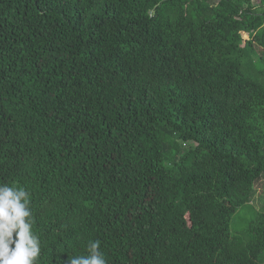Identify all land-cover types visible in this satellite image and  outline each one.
Wrapping results in <instances>:
<instances>
[{
	"label": "trees",
	"instance_id": "1",
	"mask_svg": "<svg viewBox=\"0 0 264 264\" xmlns=\"http://www.w3.org/2000/svg\"><path fill=\"white\" fill-rule=\"evenodd\" d=\"M263 177L264 0H0V184L30 193L36 264L97 239L264 264Z\"/></svg>",
	"mask_w": 264,
	"mask_h": 264
},
{
	"label": "clouds",
	"instance_id": "2",
	"mask_svg": "<svg viewBox=\"0 0 264 264\" xmlns=\"http://www.w3.org/2000/svg\"><path fill=\"white\" fill-rule=\"evenodd\" d=\"M30 203L25 188L0 184V264H36L41 255ZM100 244L98 239L89 241L87 255L68 258L64 264H107Z\"/></svg>",
	"mask_w": 264,
	"mask_h": 264
},
{
	"label": "rangeland",
	"instance_id": "3",
	"mask_svg": "<svg viewBox=\"0 0 264 264\" xmlns=\"http://www.w3.org/2000/svg\"><path fill=\"white\" fill-rule=\"evenodd\" d=\"M182 145L183 147H186V145ZM251 203L256 209L260 208L264 204V177L255 183ZM251 214L252 213L249 207L244 206L240 208L231 220V230L233 232L239 231L247 223Z\"/></svg>",
	"mask_w": 264,
	"mask_h": 264
}]
</instances>
